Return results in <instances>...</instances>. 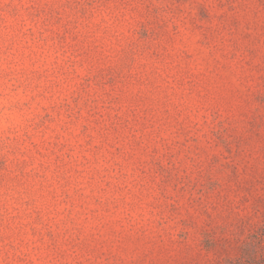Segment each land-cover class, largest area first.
<instances>
[{
    "label": "clouds",
    "instance_id": "clouds-1",
    "mask_svg": "<svg viewBox=\"0 0 264 264\" xmlns=\"http://www.w3.org/2000/svg\"><path fill=\"white\" fill-rule=\"evenodd\" d=\"M182 8L0 0V264H138L148 247L137 236L188 200L165 173L195 180L222 151L218 125L242 128L251 85L243 42L214 22L204 47L189 23L195 10ZM148 21L157 35L141 40ZM215 61L230 68L219 73L224 90L205 80Z\"/></svg>",
    "mask_w": 264,
    "mask_h": 264
},
{
    "label": "rangeland",
    "instance_id": "rangeland-1",
    "mask_svg": "<svg viewBox=\"0 0 264 264\" xmlns=\"http://www.w3.org/2000/svg\"><path fill=\"white\" fill-rule=\"evenodd\" d=\"M214 2L217 10L227 8L228 13L234 14L215 15L208 7L209 0H168L176 11H182L183 5L195 10L189 23L193 30L205 34V39L199 41L204 47H207L206 34L216 30L214 22L229 30L230 35H239L251 73L248 77L251 85L241 96L243 126L238 131L231 125L229 128H224L223 123L218 125L220 130L214 136L216 147L222 151L212 155L195 180L187 175L175 176L172 171L165 173L163 183L170 184L173 191L183 184L179 192L187 191L188 200L183 205L179 201L168 205L167 219L161 213L162 218L155 225L157 230L150 237L142 233L137 236V243L143 241L148 247L138 264H264V18L260 15L264 0ZM249 5L254 7L251 17L240 15ZM153 24L155 21H148L140 26L141 40H151L157 35ZM153 55L160 58L157 53ZM182 56L185 61L193 60L188 52ZM219 73H230V68L215 61L205 80L208 84L215 81L224 90L220 85L224 77ZM114 82L109 78L106 83L112 86ZM140 83L136 79L133 86ZM98 86L103 88L104 84ZM222 99L230 104L236 93L228 92ZM133 102L142 103L143 98L135 97ZM192 142L196 144L194 137ZM135 146L139 147V142Z\"/></svg>",
    "mask_w": 264,
    "mask_h": 264
}]
</instances>
